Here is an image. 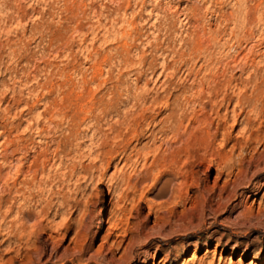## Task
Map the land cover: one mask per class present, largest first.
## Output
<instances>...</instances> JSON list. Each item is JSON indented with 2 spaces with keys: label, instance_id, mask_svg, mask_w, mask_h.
<instances>
[{
  "label": "rangeland",
  "instance_id": "rangeland-1",
  "mask_svg": "<svg viewBox=\"0 0 264 264\" xmlns=\"http://www.w3.org/2000/svg\"><path fill=\"white\" fill-rule=\"evenodd\" d=\"M177 1L0 0V264H264V0Z\"/></svg>",
  "mask_w": 264,
  "mask_h": 264
},
{
  "label": "bare ground",
  "instance_id": "bare-ground-1",
  "mask_svg": "<svg viewBox=\"0 0 264 264\" xmlns=\"http://www.w3.org/2000/svg\"><path fill=\"white\" fill-rule=\"evenodd\" d=\"M180 0H178L177 2H179ZM169 2H174V0H169ZM190 8H191V6L189 7V6H187V7H185V9L187 10V12L184 14L185 15V17L189 20L190 19ZM193 8V7H192ZM154 161L156 162H158L159 160L157 159V158H155L154 159ZM214 165V164H213ZM97 234H99V233H97ZM97 234H96V236H97ZM148 246V245H147ZM148 247H150V245L148 246ZM249 264H253L252 262H250Z\"/></svg>",
  "mask_w": 264,
  "mask_h": 264
}]
</instances>
